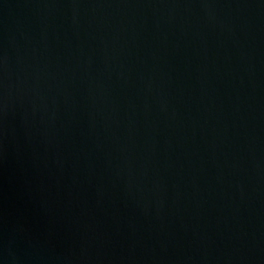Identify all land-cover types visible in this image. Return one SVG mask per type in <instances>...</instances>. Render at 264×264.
I'll list each match as a JSON object with an SVG mask.
<instances>
[{
	"label": "water",
	"instance_id": "obj_1",
	"mask_svg": "<svg viewBox=\"0 0 264 264\" xmlns=\"http://www.w3.org/2000/svg\"><path fill=\"white\" fill-rule=\"evenodd\" d=\"M0 264H264V0H0Z\"/></svg>",
	"mask_w": 264,
	"mask_h": 264
}]
</instances>
